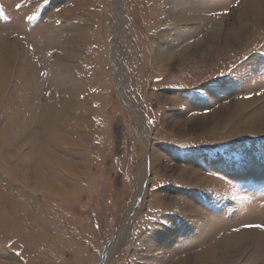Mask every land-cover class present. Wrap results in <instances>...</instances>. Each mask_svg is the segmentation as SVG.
Listing matches in <instances>:
<instances>
[{"label": "rangeland", "instance_id": "obj_1", "mask_svg": "<svg viewBox=\"0 0 264 264\" xmlns=\"http://www.w3.org/2000/svg\"><path fill=\"white\" fill-rule=\"evenodd\" d=\"M0 264H264V0H0Z\"/></svg>", "mask_w": 264, "mask_h": 264}]
</instances>
